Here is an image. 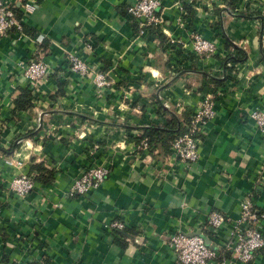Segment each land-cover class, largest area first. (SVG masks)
<instances>
[{
	"label": "crops",
	"instance_id": "1",
	"mask_svg": "<svg viewBox=\"0 0 264 264\" xmlns=\"http://www.w3.org/2000/svg\"><path fill=\"white\" fill-rule=\"evenodd\" d=\"M3 1L18 14L32 4L23 27L42 41L0 36V149L18 144L0 151V264H178L170 234L209 233V212L235 219L247 195L264 212V135L248 117L253 109L264 112V0H159L155 25L163 42L134 30L125 14L133 0ZM191 33L213 41L214 53L193 54ZM239 49L245 59L225 71L224 59ZM70 53L86 63L87 74L69 70ZM31 58L50 72L32 88V107L12 117L18 88L29 87L22 69ZM106 61L108 85L95 89ZM139 74V91L146 97L150 83L153 100L114 88ZM57 82L64 95L52 101ZM206 96L212 115L200 127L195 161L181 162L160 147L149 154L129 141L168 114L192 115ZM32 129V138H17ZM31 160L53 169V178L16 196L10 181L27 174ZM92 165L107 169L104 181L67 197L73 177ZM113 222L122 224V236ZM225 264L242 263L228 257ZM246 264H264V247Z\"/></svg>",
	"mask_w": 264,
	"mask_h": 264
},
{
	"label": "built area",
	"instance_id": "2",
	"mask_svg": "<svg viewBox=\"0 0 264 264\" xmlns=\"http://www.w3.org/2000/svg\"><path fill=\"white\" fill-rule=\"evenodd\" d=\"M160 6L159 0H133L125 9V14L135 21L137 33L145 31V27L150 24L161 22L156 14ZM30 3H24L20 10L19 17L17 12L10 8L3 0H0V36H5L9 32L21 34L23 25L22 16L32 11ZM181 10V8H180ZM181 16L178 21L182 22ZM34 42L40 43L42 36L37 34L33 38ZM172 41V40H171ZM191 50L193 54L208 58L216 50L213 41L205 39L196 33H191ZM86 45V48H89ZM69 63L68 68L71 72L80 76L87 74V65L77 55L70 53L66 58ZM225 66L230 67L229 61ZM50 72L48 65L38 58L29 59L23 69V77L33 88L44 76ZM104 74L97 72L94 75L96 87L107 86L108 82L104 79ZM212 102L206 96L199 103L191 115L188 127L184 133L174 137L170 143L169 150L173 156L181 162H193L198 157V145L200 142V127L202 123L212 115ZM249 119L257 127L258 131L264 135V112L253 109L248 113ZM141 147L146 149V143L141 142ZM11 164V161H5ZM107 169L103 166H89L80 171L70 182L65 192L67 197L84 195L89 190L98 187L105 179ZM33 181L27 174L14 177L9 184V190L16 196H22L31 190ZM264 219V212L258 210L250 195H247L240 203L239 214L235 219H231L218 211L209 212L206 223L210 232L207 234L186 235L175 232L168 236L167 246L173 252L178 264H225L227 258L239 263L250 262L254 255L264 247V236L261 232V222ZM111 229L120 230L122 224L113 222ZM217 241L218 245L212 247L205 243L204 239ZM228 256V257H227Z\"/></svg>",
	"mask_w": 264,
	"mask_h": 264
},
{
	"label": "trees",
	"instance_id": "3",
	"mask_svg": "<svg viewBox=\"0 0 264 264\" xmlns=\"http://www.w3.org/2000/svg\"><path fill=\"white\" fill-rule=\"evenodd\" d=\"M230 1L233 2L234 0H230ZM186 10L189 11L188 8H186ZM17 17H19V14H17ZM134 30L137 31L136 26H134ZM145 31H146V34L151 35L152 37L158 39L160 42H163L165 40V36L161 33L158 25L150 24L145 27ZM20 33L24 35H28L32 38L36 36V32H34L31 29H28L25 26L23 27V25L21 27ZM226 43L230 45L228 42ZM237 54H238L237 56L228 55L224 59V61L225 62L229 61L232 64L235 62L243 61L245 59L244 53L240 49L237 50ZM224 61H223V69L225 71L231 70V67L225 66ZM106 65H107V61L104 62L103 68L100 69L102 73L106 69L105 67ZM207 81L215 85L219 83L218 79H215L212 77L208 78ZM63 95H64L63 84L57 82L56 92L54 94L48 95V98L54 101L56 97H60ZM32 98H33L32 88H29L28 86L19 87L18 93L13 98V101H12L13 107L10 112L11 116L14 117L19 111H25V110L30 109L33 105ZM139 108L140 110H144L143 106H139ZM190 118H191V113L189 112V110L187 111L182 110L179 112V114H176V115L168 114L164 124L160 126L153 125V124L143 126L140 128V134L134 137H130L129 141H132L134 145L139 149H141V146H140L141 142L144 141L146 143V150L149 154H152L153 151L157 147H160L161 151L164 154H167L169 152L171 141L174 139V137L181 135L182 133L186 131ZM32 132H33V129L25 133L24 135H18L17 138H32V136L34 135ZM17 146L18 144L16 143V144L11 145L7 150L0 149V151H2L3 153H8L10 149L16 148ZM53 174H54L53 169L45 168L42 162L34 163L31 160L27 175L31 178L32 181L45 184L52 180ZM113 230L118 235L122 236L123 229H120V230L113 229ZM114 242L118 246H121V247L125 244L123 241L119 239H114Z\"/></svg>",
	"mask_w": 264,
	"mask_h": 264
},
{
	"label": "rangeland",
	"instance_id": "4",
	"mask_svg": "<svg viewBox=\"0 0 264 264\" xmlns=\"http://www.w3.org/2000/svg\"><path fill=\"white\" fill-rule=\"evenodd\" d=\"M197 56V55H196ZM227 67V66H226ZM230 67H232V66H230ZM100 73H102L101 71H100ZM103 74V73H102ZM104 76V75H103ZM140 76H142V75H135L134 76V78L133 79H131V80H128V81H130L129 83H130V85H125V86H120L121 84H115V86H114V88L115 89H121V91L123 92L124 90H125V93L123 94V96H127L128 94H126V93H138V94H140V92L143 94V92L142 91H139V90H141V89H144V87H142L141 88V86H140ZM104 79L106 80V78H105V76H104ZM141 84H145V83H141ZM151 85H150V83H148V84H145V89L147 90V92H146V97L144 96V94H143V96L145 97V98H148L149 100H153V91H154V88L153 87H150ZM100 89L99 87H95V89ZM125 101H127V100H125ZM212 102V101H211ZM198 106H199V104H198ZM197 106V107H198ZM59 107V106H58ZM136 111H138V109L136 108L135 109ZM140 111V110H139ZM137 113H139V112H137ZM105 120H108V121H111V120H114V121H116L117 119H115V118H112V119H105ZM37 129V128H36ZM37 130H39V129H37ZM140 133H138L137 135H139ZM141 146V145H140ZM139 149V148H138ZM141 149H143L142 147H141Z\"/></svg>",
	"mask_w": 264,
	"mask_h": 264
},
{
	"label": "water",
	"instance_id": "5",
	"mask_svg": "<svg viewBox=\"0 0 264 264\" xmlns=\"http://www.w3.org/2000/svg\"><path fill=\"white\" fill-rule=\"evenodd\" d=\"M47 113V111H45V112H42V113H40L39 114V116H38V129L40 128V126H41V124H42V116L44 115V114H46ZM18 140V139H17ZM16 142V141H15ZM14 142V143H15ZM195 234V233H194ZM196 234H198V233H196ZM191 235H193V234H191ZM204 241H205V243H207L208 244V240L207 239H204Z\"/></svg>",
	"mask_w": 264,
	"mask_h": 264
}]
</instances>
